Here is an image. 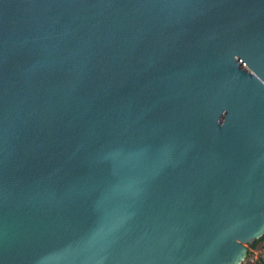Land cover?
Segmentation results:
<instances>
[{
  "label": "water",
  "instance_id": "water-1",
  "mask_svg": "<svg viewBox=\"0 0 264 264\" xmlns=\"http://www.w3.org/2000/svg\"><path fill=\"white\" fill-rule=\"evenodd\" d=\"M264 234V0H0V264H240Z\"/></svg>",
  "mask_w": 264,
  "mask_h": 264
},
{
  "label": "rangeland",
  "instance_id": "rangeland-1",
  "mask_svg": "<svg viewBox=\"0 0 264 264\" xmlns=\"http://www.w3.org/2000/svg\"><path fill=\"white\" fill-rule=\"evenodd\" d=\"M249 251V257L244 259L240 264H257L259 261H264V245L262 243L258 244L255 248H250Z\"/></svg>",
  "mask_w": 264,
  "mask_h": 264
},
{
  "label": "trees",
  "instance_id": "trees-1",
  "mask_svg": "<svg viewBox=\"0 0 264 264\" xmlns=\"http://www.w3.org/2000/svg\"><path fill=\"white\" fill-rule=\"evenodd\" d=\"M261 243L264 245V234L260 238L256 239L253 243L248 244V246H247L248 248H247L246 255H245L244 259L249 257V255H250L249 249L250 248H255L258 244H261ZM257 264H264V261H259Z\"/></svg>",
  "mask_w": 264,
  "mask_h": 264
}]
</instances>
